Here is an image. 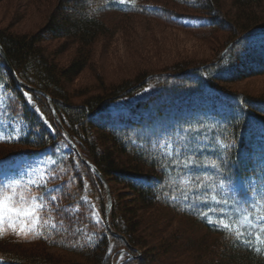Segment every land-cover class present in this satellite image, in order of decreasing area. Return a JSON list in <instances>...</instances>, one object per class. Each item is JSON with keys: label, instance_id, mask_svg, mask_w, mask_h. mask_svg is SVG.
I'll list each match as a JSON object with an SVG mask.
<instances>
[{"label": "trees", "instance_id": "obj_1", "mask_svg": "<svg viewBox=\"0 0 264 264\" xmlns=\"http://www.w3.org/2000/svg\"><path fill=\"white\" fill-rule=\"evenodd\" d=\"M41 1L45 3V0L30 2ZM148 1L54 0L45 18L46 25L34 33L0 31V46L17 77L52 99L62 126L82 156L96 167L108 185L122 186L133 198L129 203L125 199V203L118 202L111 194L110 227L115 236L102 223H92L84 197L97 203L101 220H104L102 184L75 153L67 150L57 156L46 180L45 185L53 191L44 195L45 189H34L36 195L43 197L35 230L22 238L0 239V263H68L46 251H25L20 247L43 244L74 253L76 256L69 261L75 264H112L123 249L136 256L124 264H264V251L257 247L254 239L214 224L207 207H221L217 192L213 191L218 185L229 187L237 178L250 174L247 170L252 167L245 164L244 155L250 154L251 145L260 149L258 154L262 150L247 131L251 124L264 128V96L228 93L220 82L264 74V50L261 49L246 54L234 71L221 72L222 63L234 56L242 44L264 35L253 32L242 37L221 58L231 42L252 29L264 28V16H259L264 15V0H231L230 7L234 11L231 15L222 9L219 0H177L202 14L204 22L196 27L179 21L190 16H178ZM110 15L151 17L185 31L225 29L229 38L212 60L146 73L101 95L83 99L81 104H73L66 93L67 87L90 66L95 45L111 38V23L105 19ZM60 39L76 46L71 61L63 66L56 65L54 55L41 47L44 41ZM256 47L263 48V45L257 43ZM254 53L256 55H252ZM0 88L7 96V111L27 128L26 133L12 143L11 151H18L5 156L7 160L45 150L55 152L67 146L44 96L21 88L1 57ZM179 100L186 102L182 105ZM175 101L179 102L177 109H181L180 112L186 109L184 113L188 115H175L173 119L179 126L172 125V129L189 127L193 133L197 129L208 139V144L198 146L203 152L197 149L199 158L194 159L201 170L207 168L205 182L201 171L195 173L198 178H188L184 166L193 163L188 152H182L177 159V154L169 156L160 148V136L166 134L163 130L172 118L170 112ZM6 143L0 142V155L1 146ZM5 154L8 153L2 155ZM208 180L216 185L209 187L206 194L211 201L205 205L199 190ZM195 202H202L204 206ZM155 206L203 229L205 238L187 236L182 239L180 233L168 230V225L149 218L144 220L143 228L150 240L142 243L137 236L138 214ZM73 208H77V213ZM83 232L92 239L87 241L82 237ZM108 242L110 252L103 259L101 253ZM149 245L153 248L146 252ZM179 257L185 258L177 261Z\"/></svg>", "mask_w": 264, "mask_h": 264}, {"label": "rangeland", "instance_id": "obj_2", "mask_svg": "<svg viewBox=\"0 0 264 264\" xmlns=\"http://www.w3.org/2000/svg\"><path fill=\"white\" fill-rule=\"evenodd\" d=\"M30 1H2L0 3V31L11 34L34 33L46 25L45 18L54 5V0H45V3L42 1L32 3ZM219 2L226 13L228 12L229 15L234 13L230 7L231 0H219ZM148 3L162 5L178 16H190L179 20L184 24L196 27L204 22L203 17H200L202 14H199L197 10L188 9L187 5H183L177 0H149ZM195 15L199 17H192ZM105 19L106 22L111 23L109 28L113 34L109 40H101L95 45L90 66L83 70L67 87L66 93L70 96L73 104H81L83 99L101 95L103 91L115 89L122 82L132 81L137 76L146 73L164 71L166 68L181 64L197 65L212 60L229 38L225 29L185 31L160 20L139 15H110ZM257 43H262L263 48H254ZM41 47L54 55L55 64L60 66L71 61L76 49L75 45L63 39L44 41ZM254 49L264 50V35L249 40L245 45L242 44L234 56L228 57L222 63L221 72L230 73L234 71L245 59L246 54L254 52ZM220 86L224 87L228 93L240 92L249 96H264V74L244 78L240 81L220 82ZM6 100L7 96L0 88V142H7L6 145L1 146V152L2 154L8 153L0 155V201H4L7 207L11 209V212H4V224L0 228V239L2 240L22 238L35 230L43 197L36 195L34 189L37 187L45 189L44 195L53 191L52 187L45 185L46 180L51 168L57 161V156H61L63 152L67 151V147H64L55 152L45 150L36 155L7 160L5 156L18 151H11L14 147L11 146L12 143L24 135L27 128L20 119L7 111ZM181 102L184 105L186 100ZM178 103L175 101V107L172 106L170 112L172 118L163 130V133L167 135L160 136L162 137L160 148L168 152L169 156L177 154V159L181 158L182 152H188L191 162H193L184 166L188 172V178H198L195 173L201 171V176L205 182V169L207 168L201 170L195 165L194 159L199 158L197 156L200 151L203 152L198 146L208 144V139L204 132L197 129L195 131H199L198 134L193 133L189 127L172 129V125L179 126L177 120L173 119L175 115H188V113H184L186 109L182 108L181 112V109H177ZM173 109L175 112L172 113ZM247 132L249 136L256 139L255 141H258L262 150L258 154L257 151L260 149L257 150L252 144L250 154L244 155L245 164L252 167L247 170L250 174L243 179L236 180L229 191L222 192L224 203L220 207L219 213L214 215V220L216 224L223 227H232L237 231L245 230L249 236H254L260 247L264 249V128L257 124H251ZM149 144L151 145L152 142ZM179 175L181 174L179 173ZM175 179L179 181V177ZM106 184L110 195L113 194L112 196L117 198L118 202H124V199L128 203L132 201L131 192L122 186L108 185L107 182ZM200 188L199 197L207 205L209 203L206 193L210 189L205 188L203 184L200 185ZM220 189L225 188L221 186ZM84 201L88 205L89 218L92 223H101L97 203L91 202L88 196L84 197ZM203 203L195 202L199 206H204ZM244 204L246 206H243ZM131 207L133 206L131 205ZM207 207L209 212L214 209ZM72 210L76 213L78 211L77 208ZM138 217L140 223L137 227L139 229L137 236L142 243L150 240L143 228L144 220L149 218L157 219L161 225H168V230L180 233L178 235L182 236V239L188 237L205 238L206 232L203 229L160 207L155 206L144 212H139ZM9 225H13V227H9ZM82 237L87 241L92 239L90 235L87 238L84 232ZM207 238L210 237L206 236ZM109 244L108 242L105 245L103 253H101L103 259L110 252ZM20 247L25 251H46L50 255L61 257L63 262H68L66 264H75L69 261L76 256L72 252L46 247L43 244H23ZM152 248L153 246L149 245L145 251L147 252ZM184 258L179 257L177 261H182Z\"/></svg>", "mask_w": 264, "mask_h": 264}, {"label": "water", "instance_id": "obj_3", "mask_svg": "<svg viewBox=\"0 0 264 264\" xmlns=\"http://www.w3.org/2000/svg\"><path fill=\"white\" fill-rule=\"evenodd\" d=\"M255 30H262L264 31V29H255ZM0 57L2 58V60L4 61L6 67L8 68V70L10 71V73L15 77V79L17 80V82L22 86L24 87L25 89L29 90V91H32V92H35V93H39L41 95H43L50 107V110H51V113L53 115V117L55 118L56 122L58 123V125L62 128V125L60 123V119L53 107V104H52V99L46 95L45 93L25 84L24 82H22L21 80H19L13 70V68L11 67L10 65V62L8 61V58L6 56V54L4 53L2 47L0 46ZM65 133V136L71 146L72 149H74L77 153H79L76 145L73 143V141L70 139L69 135L64 131ZM80 159L81 161L95 174L99 177V179L101 180L102 182V185H103V188L105 190V193H106V197H107V203H106V206H105V221H106V224L108 225V215L110 213V207H111V195L109 193V190H108V186L106 184V181L105 179L103 178V176L99 173V171L96 169V167L94 165H92L88 160H86L85 158H83L82 156H80Z\"/></svg>", "mask_w": 264, "mask_h": 264}, {"label": "snow or ice", "instance_id": "obj_4", "mask_svg": "<svg viewBox=\"0 0 264 264\" xmlns=\"http://www.w3.org/2000/svg\"><path fill=\"white\" fill-rule=\"evenodd\" d=\"M25 95H29L28 93H25ZM32 101H31V97L29 96V103H31ZM39 111V110H38ZM45 122V124H47L48 123V121L47 120H45L44 121ZM49 127H51V125H49ZM167 135V134H166ZM194 142V141H193ZM201 143H203V142H201ZM53 199H55L54 197H53ZM5 211H9V212H11V209H9L8 207H7V205L4 203V201H0V228H2V226H3V224H4V212ZM9 227H13V225H9Z\"/></svg>", "mask_w": 264, "mask_h": 264}]
</instances>
